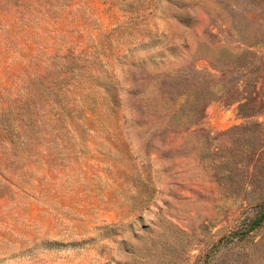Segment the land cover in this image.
I'll use <instances>...</instances> for the list:
<instances>
[{
    "label": "rangeland",
    "instance_id": "374dc122",
    "mask_svg": "<svg viewBox=\"0 0 264 264\" xmlns=\"http://www.w3.org/2000/svg\"><path fill=\"white\" fill-rule=\"evenodd\" d=\"M0 264H264V0H0Z\"/></svg>",
    "mask_w": 264,
    "mask_h": 264
},
{
    "label": "trees",
    "instance_id": "16d2710c",
    "mask_svg": "<svg viewBox=\"0 0 264 264\" xmlns=\"http://www.w3.org/2000/svg\"><path fill=\"white\" fill-rule=\"evenodd\" d=\"M203 109H204V107H203ZM200 116L202 117L203 116V111L201 112V114H200ZM263 218V215H261L259 218H257V219H255V220H253L252 222H251V227L250 228H254L258 223H259V221H261V219ZM246 233H247V231H244V232H242V233H238L239 235H246ZM237 234V235H238ZM228 241L229 240H231V238H228L227 239Z\"/></svg>",
    "mask_w": 264,
    "mask_h": 264
}]
</instances>
